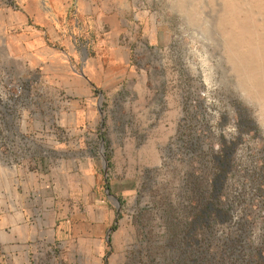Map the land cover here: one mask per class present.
Wrapping results in <instances>:
<instances>
[{
  "label": "rangeland",
  "instance_id": "374dc122",
  "mask_svg": "<svg viewBox=\"0 0 264 264\" xmlns=\"http://www.w3.org/2000/svg\"><path fill=\"white\" fill-rule=\"evenodd\" d=\"M98 6L104 25L91 15L88 21L82 19L79 0H71L69 27L80 32L91 26L105 29L109 21L105 12L111 18L113 14L120 16L118 26L122 29L121 24H125L119 35L120 45L131 56L130 66H124L123 52L113 50L115 60L112 58L111 63V44L98 48L84 30L83 35L75 36L80 38L77 42L83 62L94 57L95 72L103 83L95 86L96 97L91 101L94 109L106 116L97 150L104 152L109 163L105 161L104 168L98 160H85L87 169L77 172L72 164L73 172L70 163L65 165L69 174L84 175L83 179L77 177L78 183L97 186L100 182L104 186L105 182L109 191L99 189L95 193L85 185L87 191L72 194L67 184L75 179L60 177L65 186L55 201L60 202L62 220L72 228L67 229V239H63V231L53 238L47 249L50 254L39 259V264H188V259L190 264L191 259L182 258L183 251L179 254L173 243L191 230V202L202 205L206 201L204 185L212 175H191L196 163L191 155L196 152L207 167L212 164L211 156L204 155L211 151L213 157L221 156L222 141L233 136L227 131L220 144L213 142L208 128L213 108L223 104V121L227 123L231 116L238 129L250 137L247 144L242 143L249 146L243 155H237L239 144L232 147V156L242 166L240 177H249L243 158L253 156L256 149L264 156V0H100ZM135 47L139 51L138 65L131 62ZM110 64L119 80L112 89L106 87ZM174 76L189 83L181 89L182 100ZM130 90L136 96L134 109L142 113L141 127L150 129L144 144L125 140L122 129L109 132L107 128L108 122L111 124L106 110L109 93L113 99L116 94L125 97ZM79 109L82 115L73 121L81 129L85 126L93 130L97 114L83 104ZM124 111L123 115L126 108ZM155 113L161 114L157 128L149 125ZM109 146L115 148L110 154ZM167 151L169 156L161 172V154ZM172 166L175 169L169 172ZM78 220L81 223L76 225ZM76 234L79 239L83 237V242L75 245Z\"/></svg>",
  "mask_w": 264,
  "mask_h": 264
},
{
  "label": "built area",
  "instance_id": "2783aa9c",
  "mask_svg": "<svg viewBox=\"0 0 264 264\" xmlns=\"http://www.w3.org/2000/svg\"><path fill=\"white\" fill-rule=\"evenodd\" d=\"M136 48L132 63L138 65L139 51ZM160 70L162 72L163 68ZM175 79L178 96L182 100L181 89L189 83L186 80L182 82L178 76H174ZM135 99L134 91L130 90L125 97L118 95L111 103V128L108 131L122 129L125 140L144 144L150 129L148 126L141 127L139 121L142 113L134 109ZM75 101L64 92L51 94L50 84L42 75L4 72L0 76V166L14 170L25 164H33L37 170L50 174L66 163L81 170L79 168L85 160H98L105 168V161L109 163L107 156L97 150L103 140L99 137L105 130L101 128L98 132L76 128L73 121L77 106ZM221 106L223 104L213 108V118L209 119L208 128L213 142L220 144L227 131L233 136L229 141H222L221 156L213 157L211 151L204 155L211 156L212 164L208 163L207 167L201 164V156L196 152L191 155L192 161L196 160L191 167V175L205 177L212 173L211 181L204 185L206 201L202 205L191 202V230L176 237L173 246L179 254L183 251L182 258L186 256L191 259L190 264H264V156L258 149L252 151L254 154L251 157L241 156L244 166H248L246 172L249 177H240L242 166L232 156V147L239 144L237 155H243L244 149L247 150L249 146L242 143L247 144L250 137L242 128L238 129L231 116H228L227 123L223 121L225 114ZM125 108L126 114L123 115ZM220 112L222 117L219 116ZM64 114L67 115V122ZM160 116L155 113L149 125L157 128L161 124ZM67 124L73 126L66 127ZM116 124L120 127H116ZM226 144L227 148H223ZM176 151L173 150V153ZM161 156H164L159 164L162 172L169 151ZM173 169L175 167H169L168 171ZM185 262L189 264V259Z\"/></svg>",
  "mask_w": 264,
  "mask_h": 264
},
{
  "label": "crops",
  "instance_id": "0c3cea01",
  "mask_svg": "<svg viewBox=\"0 0 264 264\" xmlns=\"http://www.w3.org/2000/svg\"><path fill=\"white\" fill-rule=\"evenodd\" d=\"M99 1L79 0L81 18L88 21L96 17L98 24L104 25L101 10L98 8ZM70 2L71 0H0V76L4 72L25 76L42 75L50 84L51 94L64 92L76 100L75 104L79 107L76 106L73 117L77 116V120L79 114L82 115L79 109L82 104L88 111L96 113L92 127L93 130L99 131L106 116L97 106L99 111L94 109L95 103L91 101L93 100L91 97H96L95 86L100 87L103 83L95 72L97 63L92 61L95 60L94 57L83 62L78 44L80 38L77 40L75 36L83 35L84 30V34L90 35L93 45L98 48L104 45L108 47L111 44L112 49L109 50L108 55L111 63L113 59L115 60L111 55L113 50L123 52L124 66H130L131 56L125 50L126 47L120 45L119 39L125 24H121L122 30L116 22L120 16L113 14L111 18L105 12L104 17L109 19L105 29L91 26L80 32L75 27H69L67 23L70 18ZM115 41L119 44L116 45ZM111 68H113L112 64L108 67L106 87L112 89L119 80L115 74L113 75ZM118 95L116 94L113 99L110 93L108 95L106 110L109 116L111 103ZM64 117L67 122V115L64 114ZM81 119L84 121L83 116ZM109 123L107 128L110 130ZM68 126L73 125L67 124L66 127ZM74 126L81 128L77 123ZM107 149L110 154L111 146ZM69 165L72 171L71 163ZM84 167L82 164L81 169L86 170L87 168ZM73 169L78 171L77 166H73ZM90 169L95 171L94 173L98 172L92 167ZM69 172L67 165L55 168L50 174L37 170L33 164H25L14 170L0 166V264H39V259H43L45 254H50L47 249L54 237L63 231L65 232L63 239H67L66 232L69 227L72 228V224L68 226L62 220L63 217L58 213L61 209L60 202L55 201L58 198L57 194L61 193L65 186L60 177L75 179V182L67 184L72 194L80 193L86 190V186H90L87 182L84 184L76 181L77 177L83 179L84 175L78 176L76 173L73 177ZM90 175L94 176V174ZM95 185L90 186L95 193L99 189H108L105 182L104 186H101L100 182ZM78 222L81 223L78 220L75 224L78 225ZM80 231L83 232L82 229ZM82 238L79 239V235L76 234V240L73 241L75 245L82 243ZM65 241L67 243V240Z\"/></svg>",
  "mask_w": 264,
  "mask_h": 264
},
{
  "label": "trees",
  "instance_id": "16d2710c",
  "mask_svg": "<svg viewBox=\"0 0 264 264\" xmlns=\"http://www.w3.org/2000/svg\"><path fill=\"white\" fill-rule=\"evenodd\" d=\"M107 188H109V187L107 186Z\"/></svg>",
  "mask_w": 264,
  "mask_h": 264
}]
</instances>
